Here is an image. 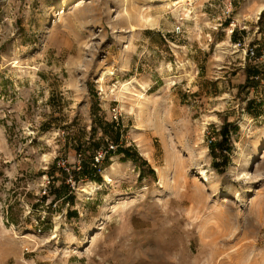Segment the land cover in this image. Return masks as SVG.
<instances>
[{
    "label": "rangeland",
    "instance_id": "rangeland-1",
    "mask_svg": "<svg viewBox=\"0 0 264 264\" xmlns=\"http://www.w3.org/2000/svg\"><path fill=\"white\" fill-rule=\"evenodd\" d=\"M263 6L0 0V264H264Z\"/></svg>",
    "mask_w": 264,
    "mask_h": 264
},
{
    "label": "bare ground",
    "instance_id": "bare-ground-1",
    "mask_svg": "<svg viewBox=\"0 0 264 264\" xmlns=\"http://www.w3.org/2000/svg\"><path fill=\"white\" fill-rule=\"evenodd\" d=\"M263 10H264V6L261 7L259 9V12H258V15H261L263 13ZM115 74V72L113 71H106L103 73L102 77H101V80L104 81L106 76L108 75H113ZM132 82H126L123 84V87H122V90H121V94H125L124 91L126 90H130L131 86H132ZM134 86V85H133ZM141 87H143V89L146 88V86H143L141 84ZM104 90V89H103ZM137 97H138V100L141 102V100L145 97V94L141 93V94H137ZM145 157L148 159V160H152V157H151V154L149 151H147L145 153ZM115 169V167H114ZM156 170L160 173V175L162 176V180H163V172L161 171V169L159 167H156ZM202 173H204V171H202ZM248 173H246L247 175ZM105 179L106 181H111V176L109 173H105ZM99 189L98 187V184L97 183H94V182H90L89 184H85L82 186V188L79 190L80 191V196L83 197V196H89V195H92L94 194L97 190Z\"/></svg>",
    "mask_w": 264,
    "mask_h": 264
},
{
    "label": "trees",
    "instance_id": "trees-1",
    "mask_svg": "<svg viewBox=\"0 0 264 264\" xmlns=\"http://www.w3.org/2000/svg\"><path fill=\"white\" fill-rule=\"evenodd\" d=\"M257 73V72H256ZM227 135H228V133L226 132H224V138L226 139L227 138ZM115 143L117 144V145H119V143H118V139L116 138V140H115ZM221 144V143H220ZM213 150H214V148H213ZM131 151H132V149L131 148H122V149H119L118 150V152H119V154L120 153H124V154H126V156H128V157H131V158H134V155L131 153ZM96 167H92V168H89L85 163H84V166H83V172H84V174H90L91 176H93V178L96 180V181H102V176L100 175V173H99V169H98V167H97V165H95Z\"/></svg>",
    "mask_w": 264,
    "mask_h": 264
},
{
    "label": "built area",
    "instance_id": "built-area-1",
    "mask_svg": "<svg viewBox=\"0 0 264 264\" xmlns=\"http://www.w3.org/2000/svg\"><path fill=\"white\" fill-rule=\"evenodd\" d=\"M251 55H255L256 54V52H255V50H251ZM263 57H264V55H263ZM112 148H115L114 146H112ZM103 158V153L102 152H99L97 155H96V157H95V161L97 162V163H99L100 161H101V159ZM81 168V167H80Z\"/></svg>",
    "mask_w": 264,
    "mask_h": 264
}]
</instances>
